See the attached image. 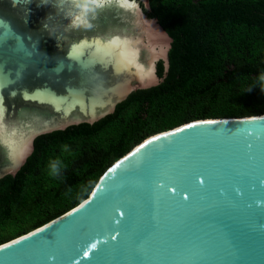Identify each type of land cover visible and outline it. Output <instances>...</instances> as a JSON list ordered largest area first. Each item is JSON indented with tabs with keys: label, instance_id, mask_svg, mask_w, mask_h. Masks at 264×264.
Returning <instances> with one entry per match:
<instances>
[{
	"label": "water",
	"instance_id": "water-1",
	"mask_svg": "<svg viewBox=\"0 0 264 264\" xmlns=\"http://www.w3.org/2000/svg\"><path fill=\"white\" fill-rule=\"evenodd\" d=\"M12 4L23 7V0ZM12 4L0 0V17L11 22L0 19V40L10 37L0 44V87L9 83L4 67L14 80L3 92L9 110L27 103L47 114L33 130L36 138L112 114L132 92L161 82L160 60L168 67L172 40L144 11L157 31L101 66L91 50L95 40L62 47L40 32L43 9L31 4L25 23ZM142 7L149 9L148 0H140ZM24 163L0 160V180ZM259 225L264 114L199 119L135 145L79 205L0 244V264H264Z\"/></svg>",
	"mask_w": 264,
	"mask_h": 264
},
{
	"label": "trees",
	"instance_id": "trees-1",
	"mask_svg": "<svg viewBox=\"0 0 264 264\" xmlns=\"http://www.w3.org/2000/svg\"><path fill=\"white\" fill-rule=\"evenodd\" d=\"M143 11L172 40L168 67L156 65L161 82L132 92L92 124L35 139L21 169L0 180V244L79 205L115 161L151 135L199 119L264 114V93L246 90L264 72V0H149ZM54 159L65 165L58 179L49 174Z\"/></svg>",
	"mask_w": 264,
	"mask_h": 264
},
{
	"label": "clouds",
	"instance_id": "clouds-1",
	"mask_svg": "<svg viewBox=\"0 0 264 264\" xmlns=\"http://www.w3.org/2000/svg\"><path fill=\"white\" fill-rule=\"evenodd\" d=\"M9 2L12 4V0ZM31 4L44 10L40 32L57 40L62 47L78 43L80 39L95 40L97 43L91 50L101 57L98 61L101 66H104V60L122 59L126 48L138 41L143 42L149 38V33L157 31L153 28V22L143 15L140 0H127V4L123 0H23V7L12 4L20 20L25 23ZM0 19H5L11 27V22L5 17ZM105 20H111V23L106 25ZM9 38L0 40V44H5ZM15 51L21 53L17 51V46ZM107 67L115 71L113 64L109 63ZM22 72L19 66L16 79L21 77ZM2 75L9 83L0 87V160L16 167L33 154L36 139L32 135L33 130L39 128L48 116L41 110L27 106V103L10 111L4 102L3 92L14 80L4 67ZM253 87H259L264 93V72L259 73L246 90L251 91ZM10 95L15 96L16 91ZM21 95L26 102V96L31 94L25 90ZM63 147L65 151L70 150L68 145ZM48 168L49 174L58 179L62 177L65 165L62 160L54 159L49 161ZM90 187V184L84 185L79 196H85ZM259 227L264 228V225Z\"/></svg>",
	"mask_w": 264,
	"mask_h": 264
},
{
	"label": "flooded vegetation",
	"instance_id": "flooded-vegetation-1",
	"mask_svg": "<svg viewBox=\"0 0 264 264\" xmlns=\"http://www.w3.org/2000/svg\"><path fill=\"white\" fill-rule=\"evenodd\" d=\"M142 6V5H141ZM148 6H149V0H148ZM143 8V7H142Z\"/></svg>",
	"mask_w": 264,
	"mask_h": 264
},
{
	"label": "rangeland",
	"instance_id": "rangeland-1",
	"mask_svg": "<svg viewBox=\"0 0 264 264\" xmlns=\"http://www.w3.org/2000/svg\"><path fill=\"white\" fill-rule=\"evenodd\" d=\"M168 41H169V39H168ZM169 45H170V41H169Z\"/></svg>",
	"mask_w": 264,
	"mask_h": 264
}]
</instances>
